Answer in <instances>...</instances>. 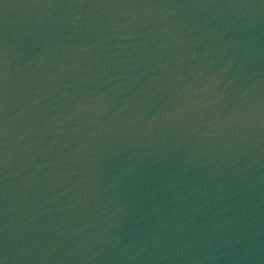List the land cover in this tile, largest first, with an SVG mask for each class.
<instances>
[{
  "label": "water",
  "instance_id": "water-1",
  "mask_svg": "<svg viewBox=\"0 0 264 264\" xmlns=\"http://www.w3.org/2000/svg\"><path fill=\"white\" fill-rule=\"evenodd\" d=\"M0 264H264V0H0Z\"/></svg>",
  "mask_w": 264,
  "mask_h": 264
}]
</instances>
